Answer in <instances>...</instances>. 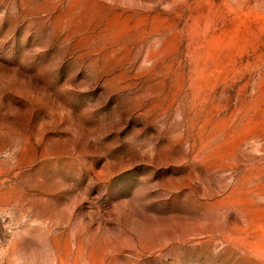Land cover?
<instances>
[{"label":"rangeland","instance_id":"rangeland-1","mask_svg":"<svg viewBox=\"0 0 264 264\" xmlns=\"http://www.w3.org/2000/svg\"><path fill=\"white\" fill-rule=\"evenodd\" d=\"M0 264H264V0H0Z\"/></svg>","mask_w":264,"mask_h":264}]
</instances>
